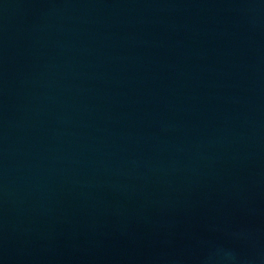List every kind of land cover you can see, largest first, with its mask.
<instances>
[{
	"label": "water",
	"instance_id": "1",
	"mask_svg": "<svg viewBox=\"0 0 264 264\" xmlns=\"http://www.w3.org/2000/svg\"><path fill=\"white\" fill-rule=\"evenodd\" d=\"M0 264H264V0H0Z\"/></svg>",
	"mask_w": 264,
	"mask_h": 264
}]
</instances>
